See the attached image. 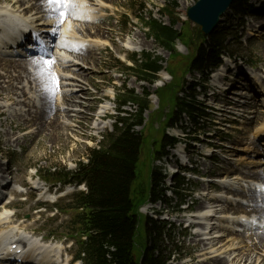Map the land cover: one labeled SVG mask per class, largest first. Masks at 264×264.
Instances as JSON below:
<instances>
[{"label":"rangeland","instance_id":"rangeland-1","mask_svg":"<svg viewBox=\"0 0 264 264\" xmlns=\"http://www.w3.org/2000/svg\"><path fill=\"white\" fill-rule=\"evenodd\" d=\"M129 1L130 0H112L110 4H108L107 10L105 9L103 17H101L102 26L108 33L107 38L111 45H101L95 50L91 48L95 62L93 66L88 64L84 66L87 68V71H85L84 79L80 80L83 81V84L87 88V92L84 95H80L79 100L83 105L80 108H77L84 113V116H70L69 118H62L64 117L62 110L65 107V104H62V106L59 107V110L57 108V112L61 122L66 123V127L57 123L58 125H56V128L53 131L37 133L36 125L27 126V124H25L24 117L20 119L19 116H15L14 111L9 114V112L13 110V106H10L9 102H7L6 106H2V104H5V99H2L0 96V170L3 167V163L5 167V163L8 161L10 163L12 176L15 180H24L27 174H30L32 170H35V166H38L41 171L49 166H65L67 169H74L75 163L79 160H83L84 153L87 148L96 146V144L102 140L103 136L114 130V123L117 120L116 117L118 116V112H111L106 118L99 119L96 113L102 104L107 103L109 107H118L119 97L122 93L127 95L130 93L129 90H133V94L137 96L145 95L144 92L152 94L162 83H168L172 80V77H169V75H165L163 80L161 77L159 78L163 82H150L142 80L134 71V68L138 67L139 62L133 61L132 57H141L144 53H148L152 57H160L165 71H167L168 68L171 71H174L175 79H180L182 76L184 77L186 74L185 66L188 62H190V58L194 53L195 45H197L199 41H197V44L195 43V45L191 43V48H189V50L187 47H183L176 43V56L169 58L168 53L157 44L156 40H154L152 36H150V32L147 31L146 26L142 23L147 19L154 18L164 24H169L171 20L178 18V22L174 28L185 34L190 32L192 37H195L197 34L196 27H189V24L186 21V11L189 6L195 3L196 0H135L139 5H141L140 7L137 6L135 10H129ZM242 1H247L248 4L254 5L259 9L261 5H263L261 9L263 12L259 11L258 14L248 15L243 19H239L235 16L233 11L229 10V15L224 14L222 16L221 21L217 26V33L226 36V41L229 43L226 45V50L240 65V70L242 72L248 71L249 68L252 67L262 73L264 70V0ZM1 2H3V0H0V3ZM172 2H176L178 5L174 10H172L170 6V3ZM164 6L171 10L172 16L162 14L159 11V9ZM127 11L129 13L125 14ZM56 14L57 13L54 15L55 18L58 17V14ZM226 17L228 18L227 20H225ZM123 21H128V24L124 25ZM74 24L78 25L79 21L75 20ZM259 24L260 26H258ZM256 25L258 26L257 28H255ZM252 30L255 32L252 33ZM133 35L137 36L139 39L144 38L145 40H139L140 50L137 52L134 50L129 51L130 49H126L123 46L124 41ZM86 47L90 48L89 45H86ZM62 52L64 51L62 50ZM65 52L67 55L70 53L68 51ZM227 62L228 61L225 60L224 64ZM225 69V76L228 75L227 77L229 78V82L227 83H232L234 85H229L231 87L229 94H232L235 90L240 91L237 86L243 82V79L245 78L244 73L242 74L237 67H235V70H231L226 66ZM53 70L54 66L51 67L52 72ZM237 70H239V72H237ZM66 73H68L69 76H74L71 72ZM238 75L241 77L235 78ZM199 77L201 76L196 74L194 80L198 81ZM190 80L191 77L187 74L182 81L183 85L186 87V84L184 83H187ZM70 81L74 82V80ZM237 81L240 82L237 83ZM66 82H68V80H63V83L61 84L58 83L56 91L55 86L53 87L52 99L54 105H56L57 102L59 103V94L57 93H59L60 90H64L63 87L67 85ZM248 85L250 86V84ZM248 85L246 83L241 84V88L244 92L249 91L246 92L245 96H241L244 97L245 100L248 99L247 102H245L248 108L243 107V104L240 105V108L242 107V109L245 110L243 114L244 116L240 117L242 119V124H234L235 128L231 132L229 139V146H233V148L230 149L233 151V155L231 156L237 158V160L232 161L237 164L235 171L237 174L244 177L249 175L244 172L245 170L240 171L238 168L244 165L243 167H245V169H251L252 165L239 163L241 162L238 160L239 157L242 158L245 156L248 158V155L253 153L255 158H252V160H264L263 155H258L254 151H251L254 147H256L251 142L257 141L258 144V142L261 143L260 141L263 139L261 138L263 137L261 135L259 137L261 139L256 136L255 130L259 128L261 123L264 121V105H262L264 100L259 99L258 95L260 94L256 95L257 98L254 97V99L253 95L255 94L253 90H251L252 88L250 89ZM71 87L74 86H67V88ZM236 94L239 97L238 93ZM234 96L235 94H232L231 97H228V100H234L237 102L238 100H236ZM252 98L255 101V104L250 105ZM170 103L171 102H168V99L167 102L164 100V102L159 103V100H157L154 95H151L149 98V110L146 111L143 116L145 119L144 128H142V130L141 127L134 128L135 131L142 132L145 139L141 152L140 163L138 164L139 174L137 175L134 188L138 185L145 186L148 182V150L153 147L151 144L152 138L154 139L159 137L161 131V123L158 121L157 113L160 111H165L167 113L171 108ZM235 104L236 103L233 104L234 107H236ZM252 107H257L260 110L261 115L259 117L254 118L255 115ZM69 114L73 115V112H69ZM184 121H188L186 117ZM97 124L98 127L102 128L98 130ZM249 156L251 159V155ZM262 166L263 165L260 167ZM253 168L257 167L253 166ZM2 170L9 172L8 167L6 169L2 168ZM233 173L234 172L231 174ZM258 178L261 179L262 177H256V179ZM263 180L264 177L261 181ZM57 188L59 187H56V189ZM230 192L232 193V196L235 197H232L230 194L229 196L233 198L232 200H237L236 197L238 195L245 196V193L240 190H230ZM240 199L244 200L243 198ZM260 199L261 197H258L257 201L260 202ZM23 200H25V196H19V199L11 207V209L14 208L13 211L16 213L17 217H33V219H36V222L33 223V221H28V223L33 224L34 227H38L41 230V235L50 236V239L54 236V239L58 238V240L62 242L65 241V238H61L62 233H65V229L59 226L62 223L65 227V220L67 219V216L60 214L58 215V220L52 223L51 220L47 219L44 209H40L42 211L37 212V210H39L36 209V202L39 200L37 195L30 197V199L25 203L22 202ZM229 202L230 201H228V203L226 201H216V204L220 205L222 208L231 207L230 209H233L232 211H234L235 214H239L238 205H235V201ZM65 204H67V200H63L59 203L60 207L63 208H65ZM171 206H173V204ZM202 206L200 209H202ZM243 206L246 207L247 205L243 204ZM193 211H195L194 208ZM143 214L151 216V218L156 217L154 213L149 214L143 212ZM178 215L181 216V218L183 217L184 220V216H182V214ZM168 217L172 222L169 223L171 226L167 225L168 232L167 236L164 238V244L168 245L169 248L174 244L180 247V252L178 253L179 255L176 254L174 259L179 256L181 259H184L190 264H218L217 262H214L213 259H208L205 262L203 258L200 257L203 253L202 249L204 247V242L200 243L201 241H195L193 236L188 234V231H184L182 227L183 224H181L182 222H177L174 215H169ZM20 225L24 227L22 224ZM218 231H220V229ZM221 232L222 231H220V233ZM238 234L241 235L242 233L235 232V234L230 235L232 238H237ZM224 235L228 236L226 238H229L230 236L228 231L226 233L224 232ZM251 237L255 239V236L252 234ZM226 238L223 236L222 239ZM205 241L207 242V240ZM68 243L70 246L71 242ZM74 252H76V248L75 246H71V253L73 254ZM139 252L140 248L139 245H137L134 251L135 257ZM169 264L177 263L172 259Z\"/></svg>","mask_w":264,"mask_h":264},{"label":"bare ground","instance_id":"bare-ground-1","mask_svg":"<svg viewBox=\"0 0 264 264\" xmlns=\"http://www.w3.org/2000/svg\"><path fill=\"white\" fill-rule=\"evenodd\" d=\"M88 1L75 0L78 5V11L82 14L81 18H76V16L70 13L64 23H60L58 17L55 18V13L51 12L46 0H3V2L0 3V30L2 32L0 36V96L2 99H5V104H2V106H6L7 102H9L10 106H13V110H11L9 114L14 111L15 116H19L20 119L24 117L27 126L36 125L37 133L53 131L58 124L66 127V123L61 122L57 112V108L59 110L62 104H65L62 110L64 117L62 118L84 116V113L77 109L83 105L79 100L80 95H84L87 92V88L83 84V81L80 80L84 79L85 71H87V68L84 66L87 64L93 66L95 62L91 48L95 50L101 45H111L107 38L108 33L102 26L101 17H103L104 10L108 8V4H110L112 0ZM229 12L230 11L227 10L225 14L229 15ZM227 19L226 17L225 20ZM75 20L79 21L78 25L74 24ZM55 26L57 28L52 30L51 28H55ZM30 30L41 32L42 34L40 35H42L45 43H49L50 41L53 42L58 38L59 43L55 53L57 55L54 57L52 54L50 59L57 62L60 72H71L74 75L59 76L58 81L64 79L68 80V82H66L67 85L64 87V90H61L62 92L58 96L61 102H57L56 105H54L52 99L54 87L52 81L46 73L40 74L38 72V69L43 67V65L34 63V61L41 60V58L37 55L25 57L9 54L11 51L8 50V47H3L1 45L4 40L9 37L16 36L19 33H27ZM139 40L145 41L144 38L139 39L137 36L133 35L124 41L123 46L126 49L139 51ZM86 45H89L90 48L86 47ZM62 50L64 52H62ZM65 51L70 52V57L65 54ZM21 54L25 53L21 51ZM233 63L234 62H232V64ZM234 64L237 65L236 63ZM226 66L231 70H235L236 67L232 68L228 66V64L223 65V69L220 70L222 74H218L219 76L215 77L213 80L216 85L218 84L220 86L222 84L224 78L220 75H226ZM239 70H237V72H239ZM241 73L243 74L242 71ZM248 76L251 79V83L244 78L243 82L237 86L240 91L235 90L239 97L235 94L234 98L245 100L244 97L241 96H245L246 92L249 91L244 92L241 88V84L244 83L247 85L250 84V86H248L250 89L252 88L251 90H253L255 94L253 98L258 94L264 95V79L262 76L254 71L249 72ZM239 77L241 76L238 75L235 78ZM70 80H74V82ZM239 82L240 81H237V83ZM228 85L234 86L232 83L224 84V86ZM67 86L74 87L67 88ZM256 86L257 90L255 91ZM253 98L250 101V105L255 104ZM245 102L247 101L243 102V107L248 108ZM237 103H239V101H237ZM237 103L235 106L240 113L239 116L243 117L245 110H243L242 107L240 108V105ZM108 108L109 105L104 103L99 107L98 112L105 113ZM252 108L254 110V118L259 117L261 115L260 110L257 107ZM69 112H73V115L69 114ZM101 128L102 127H98L97 124V129L99 130ZM255 134L258 138L260 135L263 136L261 138H264V121L259 128L255 130ZM251 143L256 146L251 151L264 156V140L261 143L258 142V144L257 141H252ZM238 160L241 161L239 163L252 165L251 169H245L243 164V166L238 168L240 171L245 170L244 172L249 176L244 177L239 174H234L232 178L223 177L221 183L226 191L221 190L219 193L211 195L210 198H217L213 203H207L206 201L201 202L195 210L194 217L191 218V222H195V218L199 222L197 224L199 233L194 239L195 241H201L200 243L204 242V247L202 249L203 253L200 257H202L205 262L208 259H213V261L218 264H264V193L261 192V187L257 185V183L264 185V180L261 181L264 177V160H252L249 157L245 158V156ZM261 165L263 166L260 167ZM253 166L257 168H253ZM7 167L9 168V166ZM2 168L0 170L2 175L0 176H5L9 179L10 173L7 174L6 170H2ZM3 169H5V167ZM1 177L0 187L2 182ZM256 177L262 178L256 179ZM31 184L33 186L34 184H39V182L32 181ZM201 190H205L204 185H202ZM230 190L243 191L245 196L238 195L236 197L237 200H232L234 196H232ZM0 191H2V188H0ZM42 191V189L39 190V194L42 198L46 196L44 198L52 199V195L47 194L46 191L43 194ZM230 194L232 197L229 196ZM258 197H261L260 202L257 201ZM239 198H243L246 203L240 201ZM216 201H226L227 203L228 201H235V205H238L239 214H235L234 211H232L233 209H230L231 207L222 208L220 205L216 204ZM243 204L247 206L244 207ZM8 206L6 199L0 202V235L3 234L5 230H13L16 232L14 237L20 236L19 238L30 241L32 246L36 249L41 248L42 250L43 248L46 255H50L54 247L59 248V246L50 243L41 244L42 241L37 237L33 238L34 235L29 237L26 228L22 227L20 223L9 221L11 210ZM201 206L202 209H200ZM252 214L256 216L250 217L249 215ZM187 221L188 220L185 222ZM223 222H226L225 227L229 235L235 234V232H241L242 234H238L237 238H232L231 235L229 236L230 239L226 238L228 237L224 235V232H227L226 228L224 232L220 233L221 223ZM200 223L203 224V230H201L202 225H199ZM219 229L220 231H218ZM251 234L255 236V239L251 237ZM223 236L226 239H222ZM205 240H207V242ZM0 264L10 263L0 260ZM29 264L53 263L42 259L36 263Z\"/></svg>","mask_w":264,"mask_h":264},{"label":"trees","instance_id":"trees-1","mask_svg":"<svg viewBox=\"0 0 264 264\" xmlns=\"http://www.w3.org/2000/svg\"><path fill=\"white\" fill-rule=\"evenodd\" d=\"M139 5L131 1L130 8L135 10ZM172 10L177 3H170ZM231 9L237 17L255 12L252 6L242 0H233ZM160 12L171 15L168 7H162ZM172 16V15H171ZM178 18L165 25L156 19L146 22L156 41L169 51L171 57L176 56L174 40L179 31L174 29ZM203 40L196 45L190 62L185 66L186 72L200 71L202 74L213 69L219 62V53L223 51L224 35L212 32L207 38L197 32L196 38ZM183 38V35H180ZM188 41H192L191 35ZM205 44V45H203ZM160 58L144 55L140 66L135 70L143 79L154 78L161 69ZM175 76V73H174ZM183 76L158 91L162 100L171 102V111L162 124L161 138L156 151L150 154L153 158L165 153L167 145L175 141L164 134L163 129L178 122L183 112L192 110L193 98L177 96ZM177 88V89H176ZM138 105L136 113L131 117H119L114 125V131L103 137L96 147L88 148L85 153L86 163L79 161L75 172L46 169L45 173L56 177L57 180L70 178L84 182L87 192L78 193L73 197V204L77 211L73 224H77L78 235L84 236L79 246L83 252V264H166L170 255L177 247L169 249L164 245V225L148 217L145 219L138 213L139 205L147 199H154L159 194V173L152 169L147 184L134 188L138 175L140 151L143 143L141 132L134 130L135 126L143 124V113L148 108V99L130 95ZM124 102V98L121 103ZM162 117H159V120ZM139 245L140 252L135 257V248Z\"/></svg>","mask_w":264,"mask_h":264},{"label":"water","instance_id":"water-1","mask_svg":"<svg viewBox=\"0 0 264 264\" xmlns=\"http://www.w3.org/2000/svg\"><path fill=\"white\" fill-rule=\"evenodd\" d=\"M232 0H197L187 9V21L203 35L210 34Z\"/></svg>","mask_w":264,"mask_h":264},{"label":"snow or ice","instance_id":"snow-or-ice-1","mask_svg":"<svg viewBox=\"0 0 264 264\" xmlns=\"http://www.w3.org/2000/svg\"><path fill=\"white\" fill-rule=\"evenodd\" d=\"M46 2L51 12L58 13V19L60 23H64L70 13L76 16V18H81L82 14L79 13L78 5L75 0H46ZM34 63L38 65L42 64L43 67L38 69V72L40 74L46 73L52 81V84L55 87H58V78L51 71V67L55 61L51 59H41L34 61Z\"/></svg>","mask_w":264,"mask_h":264}]
</instances>
